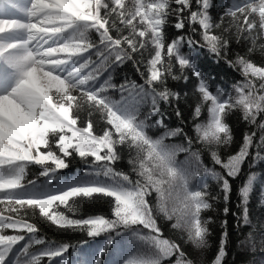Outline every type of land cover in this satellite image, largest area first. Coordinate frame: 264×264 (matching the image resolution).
I'll return each instance as SVG.
<instances>
[{
  "label": "snow or ice",
  "instance_id": "1",
  "mask_svg": "<svg viewBox=\"0 0 264 264\" xmlns=\"http://www.w3.org/2000/svg\"><path fill=\"white\" fill-rule=\"evenodd\" d=\"M0 264H264V0H0Z\"/></svg>",
  "mask_w": 264,
  "mask_h": 264
},
{
  "label": "trees",
  "instance_id": "2",
  "mask_svg": "<svg viewBox=\"0 0 264 264\" xmlns=\"http://www.w3.org/2000/svg\"><path fill=\"white\" fill-rule=\"evenodd\" d=\"M204 69H205V71H210V72H212V74L213 75H215L216 74V71H217V69H215L214 67H213V65H212V63L211 62H208L205 66H204ZM258 170V169H257ZM73 171H74V169H73ZM235 203V201H233V204ZM257 203V207H259V204H258V201L256 202ZM229 223H230V225H232V226H234V221L233 220H229ZM233 229L232 228H230V231H232ZM49 231H51V230H49ZM233 240H235V237H233ZM73 243H75V240H73L72 241ZM232 259V256L230 255L229 256V260H231Z\"/></svg>",
  "mask_w": 264,
  "mask_h": 264
}]
</instances>
